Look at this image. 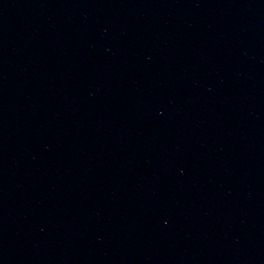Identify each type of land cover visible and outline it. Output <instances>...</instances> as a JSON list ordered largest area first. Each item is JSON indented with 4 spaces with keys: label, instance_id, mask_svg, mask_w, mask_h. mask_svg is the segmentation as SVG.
Masks as SVG:
<instances>
[{
    "label": "water",
    "instance_id": "95a60500",
    "mask_svg": "<svg viewBox=\"0 0 264 264\" xmlns=\"http://www.w3.org/2000/svg\"><path fill=\"white\" fill-rule=\"evenodd\" d=\"M0 264H264V0H0Z\"/></svg>",
    "mask_w": 264,
    "mask_h": 264
}]
</instances>
